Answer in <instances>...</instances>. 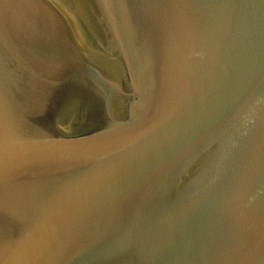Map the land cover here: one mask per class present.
I'll return each mask as SVG.
<instances>
[{
  "label": "water",
  "instance_id": "obj_1",
  "mask_svg": "<svg viewBox=\"0 0 264 264\" xmlns=\"http://www.w3.org/2000/svg\"><path fill=\"white\" fill-rule=\"evenodd\" d=\"M0 264H264V0H0Z\"/></svg>",
  "mask_w": 264,
  "mask_h": 264
}]
</instances>
